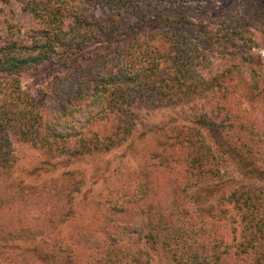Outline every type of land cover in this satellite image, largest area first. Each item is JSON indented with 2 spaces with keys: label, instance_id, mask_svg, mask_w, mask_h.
Segmentation results:
<instances>
[{
  "label": "rangeland",
  "instance_id": "rangeland-1",
  "mask_svg": "<svg viewBox=\"0 0 264 264\" xmlns=\"http://www.w3.org/2000/svg\"><path fill=\"white\" fill-rule=\"evenodd\" d=\"M30 2L0 0V38L25 39L39 29L38 19L22 9ZM42 3L66 15L62 28L68 23L65 11L71 6L69 0H42ZM178 6L188 22L190 36L197 37L205 57L201 75L220 76L230 71L236 74L233 83H221L223 86L218 88L211 85L175 107L132 110L134 118L129 134L107 152L82 153L83 149L75 143L72 151L59 145L58 150L48 154L11 135L13 161L9 172L3 174H9L14 183L7 187L9 194L0 202V216H3V228H21L23 236L4 255L23 257L26 264H71L69 258L80 264L97 255L96 244H84L78 239L80 232L74 229L82 228L92 236L97 234L101 246L111 247L115 243L113 238H122L116 245L125 250L127 261L129 248L133 253L147 249L150 264H173V254H182L188 245L184 240L202 241L208 231L214 236L224 234L225 221L218 219V211L227 214V221L238 222L233 195L243 190L248 193V189H264V178H260L264 174L251 172L252 165L264 168V83L260 82L264 76V0H205ZM166 8L165 4L156 6L158 13ZM91 14L103 18L108 13L98 8ZM225 17L249 29L251 38L246 46L253 62L259 57L260 68L255 69L256 63L252 62L249 65L254 70L248 64H238L236 51L230 53L222 48L216 24ZM150 32L148 28L141 31L144 37ZM218 32V39L212 44L208 38ZM45 65L41 63L21 73L20 90L33 93L40 89L52 75ZM0 99L4 101L1 96ZM207 121L214 125H207ZM111 123V120L103 121L105 132ZM101 124L95 119L86 132L101 131ZM213 127L218 131H213ZM216 132L224 134V143L236 149L235 154L248 152L250 164L246 162L239 169L237 159L229 154V158L219 155ZM187 140L194 144L202 141L203 147L190 145ZM15 185L20 187L17 194L13 192ZM47 186L68 194L70 199L60 205L62 214L65 210L71 214L53 232L42 213L48 211L44 199L42 205H25L29 211L24 219L17 218L18 203L13 202L15 196L26 197L25 193H35ZM149 222L153 228L150 232L156 231L161 236L157 244H146L145 239H140L139 229L146 231ZM110 226L114 228L107 230ZM182 226L184 231L180 230ZM106 230L111 240L102 234ZM123 231L127 233L124 236ZM178 233L183 234L177 236Z\"/></svg>",
  "mask_w": 264,
  "mask_h": 264
},
{
  "label": "trees",
  "instance_id": "trees-1",
  "mask_svg": "<svg viewBox=\"0 0 264 264\" xmlns=\"http://www.w3.org/2000/svg\"><path fill=\"white\" fill-rule=\"evenodd\" d=\"M35 1L24 4L22 9L38 19L39 29L25 39L0 38V96L4 99L3 102L0 99V202L7 198L10 190L7 187L14 183L8 178L9 174H3L9 172L13 161L11 135L48 154L58 150L59 145L72 151L75 143L83 149L82 153L91 150L107 152L129 134L134 111L175 107L188 96L200 94L199 90L211 85L218 88L223 86L221 83H233L236 76L230 71L220 76L201 75L205 57L197 37L190 36L188 22L178 11V5L205 0H69L71 6L65 11L69 21L63 28L64 13L56 12L42 0ZM163 4L167 10L158 13L156 6ZM98 8L107 10L108 14L103 18L95 17L92 10ZM146 28L152 32L144 37L141 31ZM216 28L220 31L222 48L230 50V53L236 51L238 64L249 65L252 62L256 63L255 69L260 68L259 57L253 62L246 46L251 38L247 27L225 17L216 24ZM218 35L219 32L210 36L209 41L213 44ZM41 63H46L52 74L49 80L39 84L41 88L33 93L20 90L18 80L21 73ZM250 69L254 70L251 66ZM248 78L252 79L250 75ZM260 82L264 83V76L260 77ZM95 119L102 123V130L86 132ZM109 120L112 123L105 132L103 121ZM206 124L214 125L209 121ZM212 129L218 131L217 127ZM224 137L223 133L216 132L217 153L237 159L239 169H243L246 162L250 164L248 152L235 154L237 150L228 148ZM195 143L193 146L203 147L202 141ZM204 150L208 151L207 146ZM255 170L264 174V168L252 165L251 172ZM13 188L17 194L20 187L15 185ZM260 189H248L249 194L243 190L233 195V204L239 212L236 214L238 222L227 221V214L218 211V219L225 221L224 234L216 233L214 236L212 231H208V236L202 241L192 239L190 243L184 240L188 245L182 254H173V264H264V189ZM25 194L26 197L15 196L13 201L15 205L18 203V210L15 209L17 218L24 219L29 211L25 205H42V199L48 210L42 213L51 232L71 214L70 210L61 213L60 204H67L70 199L59 189L50 190L47 186ZM2 220L1 215L0 264H26L23 257L4 255L6 249L23 236V231L21 228H3ZM146 225L149 227L146 231L139 229L140 239H145L146 244H157L160 234L150 232L153 229L151 222ZM139 226H142L141 221ZM74 230L80 232L77 237L84 244L97 245L94 248L97 255L80 264H150L147 249L133 253L129 248V252L126 250L129 255L127 261L123 255L125 250L116 245L122 238H113L114 245L106 247L99 245L101 241L97 234L92 236L82 228ZM107 230L102 234L111 240ZM180 230L185 229L182 226ZM124 234L127 233L123 231ZM234 254L236 257H231ZM71 260L67 261L76 264Z\"/></svg>",
  "mask_w": 264,
  "mask_h": 264
}]
</instances>
